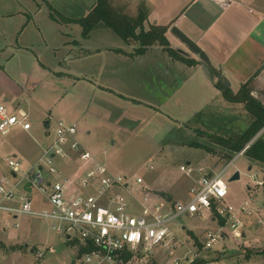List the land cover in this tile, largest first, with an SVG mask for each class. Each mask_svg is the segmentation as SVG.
<instances>
[{
    "label": "rangeland",
    "instance_id": "rangeland-1",
    "mask_svg": "<svg viewBox=\"0 0 264 264\" xmlns=\"http://www.w3.org/2000/svg\"><path fill=\"white\" fill-rule=\"evenodd\" d=\"M125 1L128 6L122 7L131 15L135 14L140 6H145L144 1L162 15L174 12L187 2ZM247 1L264 11V0ZM5 2L8 8L16 6L17 2L30 9L35 7L32 0ZM120 2L121 0H113L115 6H121ZM99 32L94 33L87 46L131 51L133 45H138L132 41L125 43L111 30ZM36 34V31L26 29L22 32L18 44H22L24 40L34 44L33 50L39 55V61L34 59L33 66L38 73L43 70L41 63L54 67V71L58 70V63L53 64L52 49V44L57 42H44L36 38ZM78 37L80 38V34ZM2 43L5 42L0 41V49L8 42ZM28 54L25 52L24 56L12 58L10 65L18 63L19 60H26L20 57L31 58ZM111 54L110 50H101L97 56L103 62H110L113 67V76H105V81L102 78L93 80L87 76L88 73L85 77L89 80H73V77L78 76V70L74 63L70 62L68 73H62V77L56 79L60 80L58 84L46 80L33 92L24 90L22 81L14 80L15 86L13 82L1 85L6 91H0L1 96L3 95L0 97V103L11 110L14 109L15 104L12 102L16 96L20 91H25V105H21L20 110L26 113L31 129L29 134L16 126L9 134L0 135V179L6 178L9 185H12L32 167L35 168L34 165L42 154L41 147L52 142L55 124L59 120L75 126L74 138L77 143L93 158L104 162L108 171L133 179L141 176L153 189L168 193L173 199L180 197L178 194L181 190V194H184L182 198L185 197V191L190 185V181L179 170L181 164L189 161L194 168L203 166L207 171L213 168L219 172L226 163L232 161L222 175L227 187L225 201L236 209L244 206L249 211V215H242L245 220L244 236L237 240L229 236L214 244L211 249L203 250L204 235L216 227V222L211 221L213 216L208 211H204L203 216L182 214L169 223V229L180 241L186 240L184 246L178 247L175 256H180L190 249V255L199 253V257L207 261V264H264V169L243 154L234 153L232 159L227 162L225 154L229 152L228 149L211 136L226 137L245 128L250 116L243 105L230 103L222 98L211 82L212 78L213 81L218 79L212 75V78L209 77L200 67H193L190 71L174 69L176 82L190 74L186 86H181L174 93L172 87L175 83L172 82V76L170 82L174 85L169 86L161 81L169 79L158 81L152 75L157 68L163 67L164 62L157 58L154 52L134 60H112ZM7 57L0 53V63ZM88 62L80 61L79 65L82 67ZM2 72L6 74L5 70ZM50 77L53 76L49 75ZM4 81L7 79L2 75L1 82ZM97 84L123 96L103 90ZM234 85L233 83L231 89H234ZM8 91L11 95L16 93L14 99L7 100L4 97L9 94ZM132 98L139 102L132 101ZM46 121L50 124L49 134L44 130ZM196 143L201 147L195 145ZM12 158L20 162L16 178H13L8 166V160ZM63 162L68 163L70 160H53L60 170L65 166ZM235 171L239 172V178L230 180ZM24 181L25 178H22L15 188L18 194ZM29 196L36 208L47 207L43 195L36 189H33ZM130 200L135 211H138V204L133 199ZM2 216L7 226L5 231H0V264H70L74 258L78 247L77 240L68 241L64 234L51 229L49 220L24 214H17L16 217L6 214ZM16 223L18 226H15ZM160 250L165 251L164 248H156L153 252L157 254ZM38 252H42L41 257ZM166 261L164 256L157 254L147 264H166Z\"/></svg>",
    "mask_w": 264,
    "mask_h": 264
},
{
    "label": "built area",
    "instance_id": "built-area-1",
    "mask_svg": "<svg viewBox=\"0 0 264 264\" xmlns=\"http://www.w3.org/2000/svg\"><path fill=\"white\" fill-rule=\"evenodd\" d=\"M210 1L223 8L232 2ZM14 126L25 131L31 128L26 116L11 112L0 104V135H7ZM75 133L74 125L57 121L54 139L41 147L42 154L35 168L12 185L6 178L0 179V216L24 214L49 220L51 229L64 234L68 241L78 242L70 264H147L157 254L166 258V264H193L199 257L196 253L190 255V249L175 256L186 240L180 241L169 229V223L182 214L203 216L204 211H208L217 220V226L204 235L203 249H211L229 236L234 240L243 237L242 215L250 213L244 206L236 209L225 201L227 187L222 175L229 164L219 172L193 178L184 200H152V193L143 186L141 176L133 179L108 171L104 162L81 148L74 138ZM54 158L75 159L73 173L64 174L53 163ZM8 166L17 172L20 162L12 158L8 160ZM179 170L189 177L198 171L190 164H181ZM22 178L25 181L18 194L15 188ZM26 182L29 191L23 189ZM33 189L43 195L47 207H35L29 196ZM130 199L138 204V211ZM156 248H164L166 252L160 250L154 254ZM38 256L41 257L42 252H38Z\"/></svg>",
    "mask_w": 264,
    "mask_h": 264
},
{
    "label": "crops",
    "instance_id": "crops-1",
    "mask_svg": "<svg viewBox=\"0 0 264 264\" xmlns=\"http://www.w3.org/2000/svg\"><path fill=\"white\" fill-rule=\"evenodd\" d=\"M32 1L33 3L35 2L34 9H30L20 2H17L16 6L8 8L5 0H0V41L5 42L2 44L8 42L7 45L4 46L6 49L3 47L0 49L2 55L8 56L3 63H0V91H6V89L2 88L5 84L13 82V86H15L14 80L22 81V87L24 90L30 92L38 89L40 84H44L46 80H52L53 83L58 84L60 80L58 81L56 79H60L62 73H68L67 68L70 62H73L78 70V76L73 77V80H89L85 77L88 73L87 76L93 80L96 78H102L103 81H105V76H113V67H111L110 62H103L100 57L97 56L100 55L101 50H110V53H112V60H115V58L134 60L136 58L139 59L147 53L154 52L157 58L162 59L165 63L163 62V67L157 68L152 75L158 81H160V79H169V81L161 80L164 81L163 83L166 85L170 86L175 83L172 90L176 93V90H179L181 86H186L185 84L188 82L190 74L188 73V77L184 76L181 81L176 82L177 75L174 74V69H187L190 71L193 67H200L202 68V71H205L203 63L198 57L191 53L184 44L170 33L169 28L172 25H176L193 39L209 56L213 67L218 72L217 76L214 74H207L209 77L212 75V77L215 76L218 79L217 81H222L221 76H225L229 80V86L223 85L226 88H229L232 92H236L242 83L250 79L251 95L264 105V11L261 7L249 3L247 0H232L231 4L224 8L210 0H187L181 8H177L174 12H169L167 15L158 14L154 7H150L144 1L147 10V18L143 22V29L148 30L151 25H167L168 28L165 35L169 41L170 47L183 52L187 58L194 59L196 63L193 65H187L180 60L172 58L162 46L157 44L148 47L143 54L133 53L137 47L136 45H133V50L131 51H123L121 48L107 49L108 47L98 48L96 46H87V42L92 39V36L95 35L94 33H96V31L102 33L110 30L104 26H98L93 28L86 37L81 35V25L77 20L86 16L97 0ZM120 3L121 6H128V2L125 0H121ZM125 12L130 16H134L137 13L131 15L127 11ZM38 15H42L41 18H38ZM3 21H5V23ZM26 29L27 31H36V38H39L44 42L55 40L57 43H60V45L57 43L52 44L53 64L55 62L58 63V70L54 71V67H47L43 63H41L43 70L41 69L42 71H40L42 75L35 70L33 60L36 59L39 61V55L33 50L34 44L32 45L31 41L25 40L22 44H18L22 32ZM79 34L80 38L78 37ZM124 42L130 43L131 41ZM132 42L136 43L135 41ZM11 43L16 45H12ZM25 52L29 53L28 55H30L29 57L31 58H20L26 59L27 62H25L26 60H24V62L19 60L18 63L13 64L12 66L10 65L9 62L12 58L19 57L20 55L24 56ZM85 60L89 62L81 67L79 65L80 61L84 62ZM4 70L6 71V74L2 72ZM140 72L141 71H139V73ZM2 75L7 79V81H4L6 83L1 82ZM49 75H52L53 77L49 78ZM171 76L174 80L172 81L173 83L170 82ZM217 81H213L212 78V86L215 87L222 96L221 91L215 86ZM233 83L235 84V87L234 89H231ZM97 86L103 90L113 92L114 94L116 93L118 96H123L121 93H117L112 89L104 88V86L99 84H97ZM24 92L25 91H20L16 96V93L11 95L8 91L9 94H5L6 96L4 97H6L7 100H12V98L14 99L16 96V99L12 102L15 106L13 110L9 109L6 105L4 106L11 112L26 116V120L28 121L26 113L20 110L21 105H25L26 97H24ZM2 96L0 94V97ZM132 101L139 102L133 98ZM18 109L19 111H16ZM46 122L44 123V130L46 134H49L50 124L48 121ZM22 131L30 134V130ZM243 151L244 150L237 154H243ZM75 164V159L70 160V162L65 163V166L64 168H61V171L64 174H71L74 171ZM185 164L190 163L187 161ZM228 164L230 166L232 161L226 163L224 167ZM195 169L198 171L192 177L185 175L190 181V185L185 191L186 194L183 198L182 195L184 194H181L183 193L182 190L178 194L180 197L173 199L170 194L153 189L144 179L143 186L148 187L151 191L152 200H159V198L171 201L184 200L188 197V190L193 182V178L200 174H213L217 172L214 171L213 168L207 171L203 166H199ZM12 176L15 178L17 176L16 172L12 171ZM160 193L162 195H160ZM4 219L5 218L1 215V232L5 231L7 226V223L3 222ZM242 220L243 222L245 221L244 219ZM211 221L216 222L217 226L218 222L214 217H211ZM197 254L199 257V253Z\"/></svg>",
    "mask_w": 264,
    "mask_h": 264
},
{
    "label": "trees",
    "instance_id": "trees-1",
    "mask_svg": "<svg viewBox=\"0 0 264 264\" xmlns=\"http://www.w3.org/2000/svg\"><path fill=\"white\" fill-rule=\"evenodd\" d=\"M125 11L124 7L115 6L112 0H97L89 13L77 20L81 25V35L86 37L93 28L104 26L123 41H135L138 45L133 52L134 54H143L148 47L157 44L162 46L168 55L176 60L187 65L196 63L194 59L187 58L183 52L170 47L165 35L167 25H151L148 30L143 29V22L147 18L145 6H140L134 16L128 15ZM250 82L249 79L242 83L236 92L226 88L221 80L215 83L226 101L243 105L250 116V120L247 126L238 130L239 132L236 134L226 137L212 134L211 136L228 149L229 152L225 154L227 162L232 159V154L244 150L243 155L248 160L264 169V132L246 147L250 140L264 127V105L251 95ZM195 145L201 147L200 144L196 143ZM219 223L222 224L223 221L219 220ZM193 264H207V261L196 258Z\"/></svg>",
    "mask_w": 264,
    "mask_h": 264
},
{
    "label": "water",
    "instance_id": "water-1",
    "mask_svg": "<svg viewBox=\"0 0 264 264\" xmlns=\"http://www.w3.org/2000/svg\"><path fill=\"white\" fill-rule=\"evenodd\" d=\"M169 31L182 44H184L191 53H193L194 55H196L198 57V59L203 63V68L205 69V71L207 72V74H214L215 76L218 75V72L213 67V65H212V63H211V61H210L209 56L207 55V53L193 39H191L185 32H183L176 25H172L169 28ZM221 79H222V82H223V84L225 86H229V82H228L227 78H225V76H221ZM260 134H261V130L250 140V142L247 144L246 147H248V145L254 139H256ZM249 168H251V167H249ZM238 178H239V172L238 171H235L232 174V176L230 177V180H235V179H238ZM28 186H29V183L26 182L24 184V186H23V189L26 190V191H29L30 188ZM160 195H162V194L160 193Z\"/></svg>",
    "mask_w": 264,
    "mask_h": 264
}]
</instances>
